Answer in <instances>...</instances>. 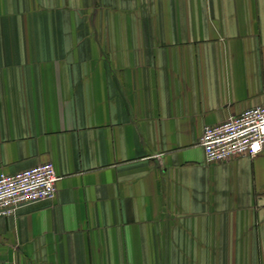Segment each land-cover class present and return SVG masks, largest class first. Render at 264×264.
Instances as JSON below:
<instances>
[{
  "label": "crops",
  "instance_id": "0c3cea01",
  "mask_svg": "<svg viewBox=\"0 0 264 264\" xmlns=\"http://www.w3.org/2000/svg\"><path fill=\"white\" fill-rule=\"evenodd\" d=\"M257 105L264 0H0V175L61 177L0 264H264V149L200 145Z\"/></svg>",
  "mask_w": 264,
  "mask_h": 264
},
{
  "label": "built area",
  "instance_id": "2783aa9c",
  "mask_svg": "<svg viewBox=\"0 0 264 264\" xmlns=\"http://www.w3.org/2000/svg\"><path fill=\"white\" fill-rule=\"evenodd\" d=\"M207 163L256 156L264 149V105L207 125L200 139ZM55 164L43 162L16 173L0 175V216L13 214L24 204L52 198L60 180Z\"/></svg>",
  "mask_w": 264,
  "mask_h": 264
}]
</instances>
